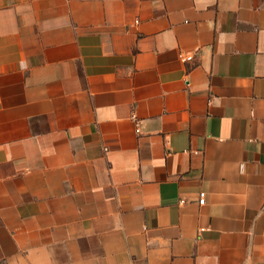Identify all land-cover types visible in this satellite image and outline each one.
Segmentation results:
<instances>
[{
  "label": "crops",
  "instance_id": "1",
  "mask_svg": "<svg viewBox=\"0 0 264 264\" xmlns=\"http://www.w3.org/2000/svg\"><path fill=\"white\" fill-rule=\"evenodd\" d=\"M0 264H264V0H0Z\"/></svg>",
  "mask_w": 264,
  "mask_h": 264
},
{
  "label": "built area",
  "instance_id": "2",
  "mask_svg": "<svg viewBox=\"0 0 264 264\" xmlns=\"http://www.w3.org/2000/svg\"><path fill=\"white\" fill-rule=\"evenodd\" d=\"M180 56H181V58L183 60H187V61L193 59V55L192 54H184V53H181ZM205 201H206V192L205 191L199 192V203L200 204H205Z\"/></svg>",
  "mask_w": 264,
  "mask_h": 264
}]
</instances>
